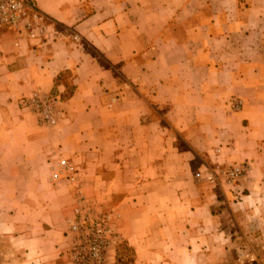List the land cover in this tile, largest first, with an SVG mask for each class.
<instances>
[{
    "label": "crops",
    "instance_id": "crops-1",
    "mask_svg": "<svg viewBox=\"0 0 264 264\" xmlns=\"http://www.w3.org/2000/svg\"><path fill=\"white\" fill-rule=\"evenodd\" d=\"M32 1L46 16L39 37L0 28V232L20 264H70L76 188L54 176L59 155L82 195L117 214L132 264H207L228 237L255 235L264 0ZM36 92L54 96L56 125L22 108ZM235 164L234 187L207 181Z\"/></svg>",
    "mask_w": 264,
    "mask_h": 264
},
{
    "label": "built area",
    "instance_id": "built-area-1",
    "mask_svg": "<svg viewBox=\"0 0 264 264\" xmlns=\"http://www.w3.org/2000/svg\"><path fill=\"white\" fill-rule=\"evenodd\" d=\"M46 16L33 4L32 0H0V28L5 26L26 34L30 38L39 37L46 26ZM22 108L34 114L38 122L52 127L56 125L61 112L55 107L54 96L33 93L22 98ZM234 110L241 108V100L232 104ZM55 177L64 178L76 188L75 206L70 216L65 218L70 244L68 258L70 264H110L109 250L118 240L114 222L117 214L105 211L101 205L86 199L79 187V170L69 159L57 156L53 162ZM243 164L231 165L217 172L208 171L206 179L214 186L222 183L234 187L244 173Z\"/></svg>",
    "mask_w": 264,
    "mask_h": 264
},
{
    "label": "rangeland",
    "instance_id": "rangeland-1",
    "mask_svg": "<svg viewBox=\"0 0 264 264\" xmlns=\"http://www.w3.org/2000/svg\"><path fill=\"white\" fill-rule=\"evenodd\" d=\"M255 229L250 238H237V245L228 237L224 246L205 251L202 258L208 259L207 264H264V221L256 222ZM10 235L0 232V264H20L18 258L23 257L22 250L14 248Z\"/></svg>",
    "mask_w": 264,
    "mask_h": 264
},
{
    "label": "trees",
    "instance_id": "trees-1",
    "mask_svg": "<svg viewBox=\"0 0 264 264\" xmlns=\"http://www.w3.org/2000/svg\"><path fill=\"white\" fill-rule=\"evenodd\" d=\"M72 93V88L68 89L64 95H61V99L69 96ZM114 249V260L112 264H132L133 253L130 247L126 243H116Z\"/></svg>",
    "mask_w": 264,
    "mask_h": 264
}]
</instances>
